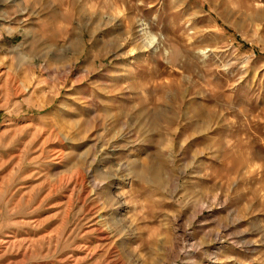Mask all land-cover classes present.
I'll list each match as a JSON object with an SVG mask.
<instances>
[{"label": "rangeland", "instance_id": "obj_1", "mask_svg": "<svg viewBox=\"0 0 264 264\" xmlns=\"http://www.w3.org/2000/svg\"><path fill=\"white\" fill-rule=\"evenodd\" d=\"M0 264H264V0H0Z\"/></svg>", "mask_w": 264, "mask_h": 264}, {"label": "bare ground", "instance_id": "obj_2", "mask_svg": "<svg viewBox=\"0 0 264 264\" xmlns=\"http://www.w3.org/2000/svg\"><path fill=\"white\" fill-rule=\"evenodd\" d=\"M147 47H148V46H147ZM186 59H188V58H186ZM188 61H189V60H188ZM189 65H190V64H189ZM189 65H187V66L189 67ZM184 67H185V66H184ZM188 67H187V68H188ZM145 68H146V67L142 68L141 71L143 72V69H145ZM157 70H158V69H157ZM188 70H189V68H188ZM145 71H146V70H145ZM148 71H150V70H148ZM151 71H152V70H151ZM159 71H160V70H159ZM156 72H157V71H156ZM156 72H155V73H156ZM143 73H144V72H143ZM148 75H149V76H150V75L152 76V73L149 72ZM148 75H147V76H148ZM143 76H144V75H143ZM146 78H147V77H146ZM146 78H145V79H146ZM149 78H150V77H149ZM152 78H153V77H152ZM145 79H144V81H145ZM150 79H151V78H150ZM168 80H169V79H168ZM147 82H148V81H147ZM172 82H173V80H172ZM144 84H145V83H144ZM146 84H147V83H146ZM142 87H143V86H141L140 88H142ZM144 87H145V86H144ZM154 87H155V86H154ZM154 87H152L153 90H152V89H148L147 87H145V88L148 89V92H150V91H153V92H154V89H156V88H154ZM171 92H172V91H171ZM183 93H184V92H183ZM153 96H154L153 99H155V94H154ZM151 98H152V97H151ZM153 101H154V100H153ZM153 101H152V102H153Z\"/></svg>", "mask_w": 264, "mask_h": 264}]
</instances>
